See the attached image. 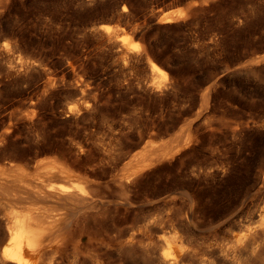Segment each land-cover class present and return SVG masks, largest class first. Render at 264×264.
Listing matches in <instances>:
<instances>
[{"label": "rangeland", "instance_id": "obj_1", "mask_svg": "<svg viewBox=\"0 0 264 264\" xmlns=\"http://www.w3.org/2000/svg\"><path fill=\"white\" fill-rule=\"evenodd\" d=\"M47 160L94 183L84 264H162L173 232L227 264L204 247L264 224V0H0V166Z\"/></svg>", "mask_w": 264, "mask_h": 264}, {"label": "bare ground", "instance_id": "obj_2", "mask_svg": "<svg viewBox=\"0 0 264 264\" xmlns=\"http://www.w3.org/2000/svg\"><path fill=\"white\" fill-rule=\"evenodd\" d=\"M148 66L153 72L159 71L151 60H148ZM154 160L155 157L147 159L141 155L138 164L133 167L135 169L130 170L124 179H116L118 187L125 189L131 178ZM5 165L0 166V264H84L86 245L82 242L83 227L79 230L71 228L65 211L73 207L97 209L100 202L89 176L73 172L57 160H47L37 164L40 178L35 182L37 178L31 180L20 172L21 166ZM73 220L75 222L76 219ZM229 236L221 243L210 242L204 249L211 255L217 254L221 258L218 261L227 264H250L252 258L264 252V224ZM135 237L132 235L126 242L128 248L134 244ZM181 244L177 232L172 233L171 239L165 238L161 263L183 264L198 255L191 249H183ZM196 258L203 264L208 260L204 255ZM214 261L216 264L217 261ZM91 264L101 263L94 261Z\"/></svg>", "mask_w": 264, "mask_h": 264}]
</instances>
